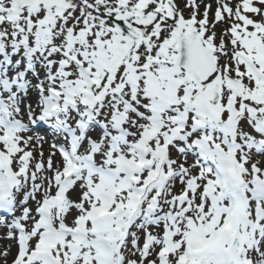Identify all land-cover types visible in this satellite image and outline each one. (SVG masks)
<instances>
[{"label":"snow or ice","instance_id":"snow-or-ice-1","mask_svg":"<svg viewBox=\"0 0 264 264\" xmlns=\"http://www.w3.org/2000/svg\"><path fill=\"white\" fill-rule=\"evenodd\" d=\"M0 264H264V0H0Z\"/></svg>","mask_w":264,"mask_h":264}]
</instances>
